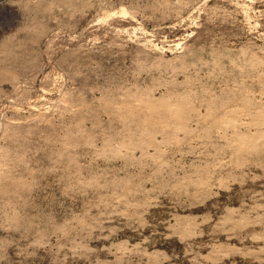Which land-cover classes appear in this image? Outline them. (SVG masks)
Here are the masks:
<instances>
[{
  "label": "rangeland",
  "instance_id": "rangeland-1",
  "mask_svg": "<svg viewBox=\"0 0 264 264\" xmlns=\"http://www.w3.org/2000/svg\"><path fill=\"white\" fill-rule=\"evenodd\" d=\"M0 264H264V0H0Z\"/></svg>",
  "mask_w": 264,
  "mask_h": 264
},
{
  "label": "bare ground",
  "instance_id": "bare-ground-1",
  "mask_svg": "<svg viewBox=\"0 0 264 264\" xmlns=\"http://www.w3.org/2000/svg\"><path fill=\"white\" fill-rule=\"evenodd\" d=\"M178 44H179V43H178ZM231 123H233V125H234V122H232V121H227L226 124H231ZM223 126H225V125H223ZM227 126H229V125H227ZM229 127H231V126H229Z\"/></svg>",
  "mask_w": 264,
  "mask_h": 264
}]
</instances>
